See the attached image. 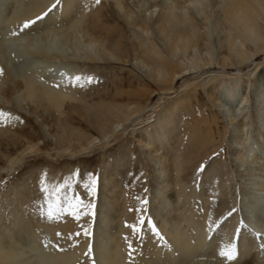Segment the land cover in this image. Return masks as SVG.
I'll return each mask as SVG.
<instances>
[{
  "label": "bare ground",
  "instance_id": "1",
  "mask_svg": "<svg viewBox=\"0 0 264 264\" xmlns=\"http://www.w3.org/2000/svg\"><path fill=\"white\" fill-rule=\"evenodd\" d=\"M3 1L0 0V19L4 15L9 26L17 31L13 33L14 41H28L26 51L36 57V62L22 73L11 70L6 64L4 47L10 36L4 31L0 36V44H3L0 48V112L4 114L0 116V133L16 150L6 154L0 149L5 157L1 173H9L15 163H25L28 157L38 156L40 152L45 157L55 152L78 156L92 152V147L98 144L107 146L118 137L119 127L126 128L125 124L142 110V103L140 100L123 103L116 101V97L109 101L101 97V101L95 103L94 97L86 94L93 85L88 83V77L98 75L96 69L108 62L126 61L131 52L130 43L135 64L145 69L147 76L158 82L159 89L164 91H171L174 83L188 74H208L209 96L222 102L224 108L237 110L230 119L233 135L237 137L240 133L237 141L240 150L234 155L239 164L234 162V172L248 176L240 194L243 207L230 214L218 228L215 225L227 207L226 202L219 199L226 191L227 180L218 179L217 174L210 179V188L203 196L208 212L199 221L196 209L190 206L191 194L182 177V157L176 145L181 122L170 115L155 120L157 129L153 136L146 129L147 133H141L140 137L144 152L152 162L157 185L152 201L153 218L158 220V227L168 243L153 245L152 260H142L140 264H206L196 260L204 254L209 255L213 264H264V86L255 89L256 99H251L248 107L250 85L242 91L240 84L231 81L236 77L228 72L232 69L241 72L243 67L264 56V0H99V3L97 0H64L53 10L56 0H19L17 6V0H11L8 10L3 9ZM107 4L117 10L129 33L119 23L106 24L103 10ZM47 12L43 20L31 23ZM56 38H61L68 47L53 46ZM217 67L220 70H216ZM259 67L258 62L252 73ZM77 76L81 77L80 81ZM115 91L120 96L141 94L145 97L143 90L135 94L119 85L115 86ZM77 118L86 120L97 135L78 126ZM208 128L202 144L217 148L214 133ZM251 162L257 167L241 168ZM256 169H262V173L257 174ZM116 170L105 177L109 200H104L99 209L94 243L98 264H126L121 235L124 230L121 215L126 205L121 191L123 180L115 179ZM27 174L21 167L13 181L0 190V264H72L87 244L65 251L41 248L39 231L47 230L55 236L58 224L38 214L42 198L33 188V184L37 187L35 179ZM207 174L209 176V172ZM257 210L260 215L256 214ZM240 219H244L241 230ZM69 225L64 223L63 228L69 229ZM195 226H198L197 232L193 229ZM214 230L217 234L211 238ZM236 238L238 255L232 257L228 249L234 247L232 241H237ZM243 258L244 262L240 263Z\"/></svg>",
  "mask_w": 264,
  "mask_h": 264
},
{
  "label": "rangeland",
  "instance_id": "2",
  "mask_svg": "<svg viewBox=\"0 0 264 264\" xmlns=\"http://www.w3.org/2000/svg\"><path fill=\"white\" fill-rule=\"evenodd\" d=\"M17 1L15 6L19 4V0ZM20 1L22 2L23 0ZM63 1L64 0H59L60 3L58 5H61ZM10 2L11 0H4L3 9L5 8L8 10V8H11ZM55 4H57V0ZM2 14L3 13H1V15ZM103 14V19L106 24L115 26L119 23L129 33L128 26L123 18L117 14V10L113 5L107 4L103 10ZM4 18L3 15L0 19V36L5 34L4 31L6 32V35L9 34L7 35L8 37L10 36V40H8L6 43L7 45L5 44L4 46L6 48V64L11 70L16 71L17 73H22V71H25L29 66L32 67L35 65L36 57L26 51V46H28V41L26 39H22L21 41H14L12 39L17 31L14 32V28L9 26L8 19ZM134 29L137 32H140L137 27ZM61 40V38L53 40V46L57 48L61 47L63 49L67 48V44ZM36 41L37 40H35V42ZM128 44L131 51L128 59L121 63L114 61L112 63L108 62L105 66L100 67L101 69H96L98 72H96V74L98 75L92 77L94 81L92 82L93 85L90 86L91 90L86 93L88 96L94 97L95 103L100 102L102 98L105 101H109L112 97H116V101H122L123 103L128 100H140L142 103V110L125 124L126 128H123L122 126L119 127L120 132L118 133V137L112 139L108 144L109 146L107 145L103 147L98 144L96 147H92V152L78 156L58 155V153L55 152L53 156L45 157L44 153L40 152L37 154L38 156L33 155L28 157V160L26 159L25 163H15L12 166L11 171L7 174L1 173V167L5 166V157L0 153V190L11 183L15 174H17V171L21 167H24V170L29 173L27 175L30 179H35L37 187L35 188L33 184V188L36 192H40L37 194H42L41 196L39 195V197L42 198L40 205L42 203L44 206L42 207L41 205L42 208H39L38 214L41 217L48 218L58 224L57 235L55 236L47 230L39 231L38 243L41 248L45 250L56 249L58 251H65L87 244L85 249L80 251L79 257L72 264H98L96 253L94 251L96 227L99 223L98 217L100 204L104 200H109L105 177L108 174H110V176L112 173L114 174V168H117V174L114 175L116 177L115 179L123 180L121 186V188H123L121 191L126 205L123 210L125 213L122 211L121 215V219H123L121 222L124 226L121 235L124 242L125 263L140 264L147 260L151 261V258L153 257L152 254H154L153 245L156 247L157 243L158 245L168 243L165 233H162L158 227V220L153 218L152 201L157 185L152 171V162L144 152L145 149H143L140 137V134H146L147 130L150 132V135L153 136L154 129H157L155 126V120L157 119L163 120L166 116L169 117L170 115L181 122V124L178 125L179 135L176 137V145L177 148L179 147L178 150L180 151L178 154L182 157V170L184 169L183 172L186 173L183 175L182 172V177L187 186L188 193L191 194V197L188 199L191 202L190 206L192 205V207L196 209V213H198L197 219L199 221L202 220L208 212V209H206L205 198H203V196L205 194L204 192L211 185L210 179L216 174L218 179L221 180L224 178L227 180L225 186L226 191L223 192L221 197L218 196L222 203L223 201L226 202L227 207L225 212L221 213L222 215L220 214L221 216H219L216 225L214 224L215 228L222 226L226 218L233 212L240 210L242 206V204H240V194L242 193L243 186L247 180L246 177L248 178V176H238L234 172L236 170L234 162L239 164V161L234 159V155L238 153L237 149L238 151L240 150V146L237 144L240 133L237 134V137L233 135V129L230 122V119L237 114V110H235V108L231 110L224 108L221 104L222 102H216L213 100L212 96H209L207 88L210 83L207 82L210 78L208 79L206 77L208 74H188L187 76L180 78L177 83H174V88L171 91L159 89L160 84L154 81L152 77L147 76L148 74L145 69H142L135 64L133 47L130 43ZM1 45L3 44H0V48L2 47ZM37 45L38 43L36 42L35 46ZM258 62L260 65L259 69L252 73V70L255 69ZM216 70H220V68L217 67ZM228 72H230L229 74L231 76L236 77L231 81L240 84V89L242 91L245 90V87L247 89L248 85H250L248 88L250 93L247 106H251V99H256L255 89L257 90V88L259 89L264 86V56H261L257 62H253L243 67L241 72L235 69ZM95 76H97V79ZM225 79L230 81L227 77H225ZM220 81L223 80L221 79ZM189 84H192V87L188 86ZM219 84L217 85L218 90L220 89ZM116 85L135 94H138V92L143 90L145 97H141V94L138 96L132 94H123L120 96L115 94ZM143 86L145 87L143 88ZM225 86L226 85H224V87ZM262 100L263 98H260V101ZM76 124L78 126L81 125L83 129L87 131L89 130V132L93 134L96 133L97 135V132L94 131V128L91 127L86 120L77 118ZM206 127L207 130L205 129ZM208 127H210L211 131L214 133V139L218 145L217 148H213V146L211 144L208 145V143L202 144V137L209 132ZM253 128L254 130L256 129L255 126H253ZM244 135L243 138L246 137V135ZM193 136H196V139ZM8 141V138L0 133V149L6 154H12L15 152L16 148L13 146L12 142ZM195 144L197 145V148ZM208 150L210 151L207 152ZM118 161H120L119 165L117 164ZM252 164L253 162L248 163L241 168L247 166V168L250 169L255 168L254 166L257 167V164ZM17 165H19V167H17ZM256 170L257 174L262 173V169ZM59 172H61L60 175H58ZM207 172H209V176ZM61 174L62 176L65 174V178L61 177ZM55 175L57 176L55 177ZM58 176L61 178H58ZM91 177H94L91 179L93 185H95V179L97 183L95 187L88 189L86 185L89 184ZM76 201H81L82 210L81 207H73ZM260 210H257L258 213L256 214L260 215ZM128 214L130 215V218H128ZM200 217L202 218L200 219ZM145 219L147 223L143 226ZM64 223L70 224L69 229L63 228ZM243 223L244 219H240L239 230H241ZM130 224L133 225V227H129L128 225ZM141 227H143L142 232L139 231ZM197 227L198 226H195V228H193L196 232L198 231V229H196ZM215 232L216 230L210 234L211 238H215V235L217 234H215ZM237 244L238 240L235 242L232 241L234 247L228 249L229 254H231L230 256L232 257L238 255L237 248L235 247ZM226 245L228 246L227 243ZM149 250L153 253L151 251L149 252ZM196 260L197 262L204 261L206 264L214 263L207 254H204V256L199 257ZM244 260L245 258L241 259L240 263H243Z\"/></svg>",
  "mask_w": 264,
  "mask_h": 264
},
{
  "label": "snow or ice",
  "instance_id": "3",
  "mask_svg": "<svg viewBox=\"0 0 264 264\" xmlns=\"http://www.w3.org/2000/svg\"><path fill=\"white\" fill-rule=\"evenodd\" d=\"M97 3H99V0H97ZM58 4H59V0H57V4L53 5V8H52L51 10L55 9V8L58 6ZM51 10H50L49 12H51ZM49 12L45 13L44 15H42L41 17H39L37 20H33L31 23H32V24H35V23H37V22L43 20V19L48 15ZM28 26L30 27L31 24H29ZM77 77H78V81H80V80H81V77H79V76H77ZM92 82H94V81H93V78H92V77H88V83H92ZM3 115H4V114H3L2 112H0V116H3ZM92 178H94V177H91L90 180H89V184L86 185V187H88V189L93 188V187L96 186L97 181H96V179H95V185H93V183L91 182V179H92ZM73 207H74V208L81 207V201H76V203H75V205H73ZM81 210H82V207H81ZM146 223H147V221H146V219H145V220H144V223H143V226H144ZM128 226H129V227H133V225H131V224L128 225ZM142 230H143V227H141V228L139 229L140 232H142ZM150 230H151V229H150ZM137 234H139V233H137Z\"/></svg>",
  "mask_w": 264,
  "mask_h": 264
}]
</instances>
